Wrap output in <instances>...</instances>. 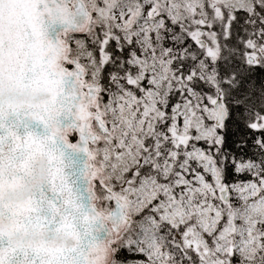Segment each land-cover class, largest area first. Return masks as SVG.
Instances as JSON below:
<instances>
[{
  "label": "snow or ice",
  "instance_id": "6c2138e0",
  "mask_svg": "<svg viewBox=\"0 0 264 264\" xmlns=\"http://www.w3.org/2000/svg\"><path fill=\"white\" fill-rule=\"evenodd\" d=\"M0 264H264V0H0Z\"/></svg>",
  "mask_w": 264,
  "mask_h": 264
}]
</instances>
